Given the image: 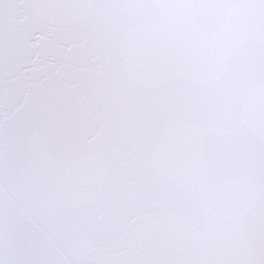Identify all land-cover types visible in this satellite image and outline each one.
<instances>
[{
    "label": "snow or ice",
    "instance_id": "obj_1",
    "mask_svg": "<svg viewBox=\"0 0 264 264\" xmlns=\"http://www.w3.org/2000/svg\"><path fill=\"white\" fill-rule=\"evenodd\" d=\"M0 264H264V0H0Z\"/></svg>",
    "mask_w": 264,
    "mask_h": 264
}]
</instances>
